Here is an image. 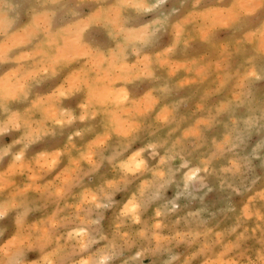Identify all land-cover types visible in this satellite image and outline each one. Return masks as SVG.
Returning <instances> with one entry per match:
<instances>
[{"label": "rangeland", "instance_id": "374dc122", "mask_svg": "<svg viewBox=\"0 0 264 264\" xmlns=\"http://www.w3.org/2000/svg\"><path fill=\"white\" fill-rule=\"evenodd\" d=\"M58 1L0 3V264H258L264 0Z\"/></svg>", "mask_w": 264, "mask_h": 264}, {"label": "bare ground", "instance_id": "6f19581e", "mask_svg": "<svg viewBox=\"0 0 264 264\" xmlns=\"http://www.w3.org/2000/svg\"><path fill=\"white\" fill-rule=\"evenodd\" d=\"M45 1H47V0H45ZM125 1V0H124ZM123 1V2H124ZM2 2V0H0V3ZM46 3V2H45ZM52 3V4H51ZM53 3H55V0H50V4H51V6L53 5ZM58 3H63L61 0L60 1H58ZM254 3H255V1H254ZM256 3H258L257 1H256ZM15 4V3H14ZM8 5V4H7ZM9 5H10V3H9ZM11 6V5H10ZM43 6H45V5H43ZM256 6V5H255ZM17 7V6H16ZM45 7H49V6H45ZM60 7H62V5L60 6ZM11 8V7H10ZM34 8V7H33ZM64 8V7H63ZM14 9V8H13ZM11 10V9H10ZM51 11V10H50ZM43 12H44V10H43ZM46 12V11H45ZM6 13V12H5ZM4 13V14H5ZM46 13H48V11L46 12ZM1 14V16H2V13H0ZM18 14V13H17ZM40 14V13H39ZM39 14H38V17H36V16H34V18H41V17H39ZM44 15H45V13H43ZM49 15V14H48ZM48 15H46L47 17H48ZM11 16V15H10ZM16 16V15H15ZM40 16H42V14H40ZM5 17V16H4ZM46 17V18H47ZM91 17V16H90ZM10 18V17H9ZM8 18V19H9ZM14 18V17H13ZM44 18V17H43ZM2 19V18H1ZM0 19V20H1ZM32 19V18H31ZM11 20V19H10ZM35 20V19H34ZM33 21V20H32ZM37 22H38V20H36ZM88 21V20H87ZM31 22V21H30ZM38 24V23H37ZM25 25H28V24H25ZM4 26H6V27H9L10 26V24H8V22H6V21H4V24H3V27ZM48 26V25H47ZM81 26V25H80ZM27 27V26H26ZM68 27V26H67ZM31 28V27H30ZM32 28H34V27H32ZM53 28V27H52ZM71 29H72V27H71ZM0 30H2L1 29V27H0ZM4 30V29H3ZM36 30V29H35ZM51 30V32H49L47 35H45V36H43L42 38H41V42H40V51L38 50V51H36V52H38L39 53V55L40 54H46V55H44V57L43 58H46V59H48L49 61L50 60H53V59H55L57 56H59L60 55V53L61 52H59V51H62L63 52V50H64V48H65V45L67 44V43H69V42H66L67 40V33L64 31V27L63 28H59V29H49V31ZM48 31V30H47ZM28 33H30L31 31H27ZM26 32V33H27ZM34 32V31H33ZM36 32V31H35ZM12 33V32H11ZM25 33V36L27 37L28 35ZM77 33V32H76ZM75 33V34H76ZM74 34V33H73ZM18 35V34H17ZM31 35V34H30ZM138 35H140V34H138ZM8 36H9V34H8ZM24 36V37H25ZM70 36V35H69ZM136 35H134V37H135ZM19 37H21L22 38V40H18V41H20V42H23V41H25V40H29V39H24V37H22V34H21V36L19 35ZM30 37V36H29ZM72 37H73V35H72ZM9 38V37H8ZM16 38H17V36H16ZM16 38H13L12 39V42H13V45H15V43H14V41L16 40ZM136 38V37H135ZM4 39V38H3ZM6 39V38H5ZM10 39V38H9ZM71 39V38H70ZM7 40V39H6ZM79 40V39H78ZM8 41V40H7ZM10 41V40H9ZM68 41H69V37H68ZM11 42V41H10ZM11 42V43H12ZM64 42H66L65 44H64ZM71 42V41H70ZM2 43V42H1ZM5 43V42H4ZM4 43H2L1 44V46H4ZM10 43V44H11ZM39 43V42H38ZM73 44V43H72ZM9 45V44H8ZM68 45V44H67ZM66 45V46H67ZM0 46V48L2 49V52L6 49V48H8L9 46H7L6 47V45H5V47L4 48H2ZM77 46H75V45H72V48L71 49H74V48H76ZM39 49V48H38ZM13 50V49H12ZM37 50V49H36ZM80 51V49H79V47L77 48V49H74L73 51H75V52H77V51ZM82 50V49H81ZM27 51V50H26ZM29 51V50H28ZM7 52V51H6ZM64 52H66V51H64ZM81 52V51H80ZM79 52V53H80ZM4 53V52H3ZM27 53V52H26ZM1 54V53H0ZM6 54V53H5ZM20 54V53H19ZM28 54V53H27ZM66 54L68 55V53L66 52L65 53V56H66ZM82 54V53H81ZM2 55V54H1ZM17 55H18V53H17ZM16 55V56H17ZM28 55H30V52H29V54ZM34 55V54H33ZM41 55V56H42ZM4 56V55H3ZM15 56V57H16ZM31 56H32V54H31ZM21 57V56H20ZM22 57H24V56H22ZM21 57V58H22ZM26 57V56H25ZM64 57V56H63ZM6 58V57H5ZM17 58H19V56L17 57ZM43 58H41V59H43ZM4 60V59H3ZM46 62H48L47 60H46ZM45 62V63H46ZM18 68V67H17ZM41 68H43V67H41ZM19 69V68H18ZM17 69V70H18ZM37 70H38V67L36 68ZM45 69V68H44ZM11 70V69H10ZM9 70V71H10ZM17 70H15V72H17ZM14 71V70H13ZM29 72H31V70L29 71ZM34 72V71H33ZM36 72V71H35ZM37 73V72H36ZM12 74V73H11ZM27 74H28V72H27ZM26 74V75H27ZM31 74H33V73H31ZM253 74V73H252ZM6 75V74H5ZM8 75H10V73L8 74ZM11 76H14V75H11ZM15 77V76H14ZM23 79H24V77L23 76H21ZM2 78H3V76H2ZM5 78V77H4ZM69 78V77H68ZM17 79V78H16ZM20 79V78H19ZM71 79H72V77H71ZM22 80V79H21ZM22 84H24L23 82H22ZM21 84V82L20 81H17V80H13V81H9V79H5V80H0V96L1 97H5L7 100L8 99H11L12 101H11V103H10V105H6V107L4 108V112H3V114H2V116H3V118L2 119H0V135H2L3 134V132H4V130H5V128H6V124H7V122H9L8 124H10V123H14L16 126H18V125H23L24 124V113H23V110H22V105H23V103H24V99L26 98V97H28L29 95H33L32 93H31V87L29 86V87H26V86H23ZM110 93H112V91H109ZM45 99V98H44ZM3 100V99H2ZM6 101V100H5ZM4 101V102H5ZM53 104V103H52ZM1 105V104H0ZM51 106H53V105H51ZM39 107H41V106H39ZM29 109V108H28ZM39 110V109H38ZM38 110H36V112L38 111ZM52 110H54V109H52ZM51 110V111H52ZM56 110V109H55ZM49 111V110H48ZM50 115H51V112H50ZM126 126V125H125ZM8 128V127H7ZM16 132V131H15ZM14 132V133H15ZM18 132V131H17ZM17 132H16V135H17ZM13 135V134H12ZM27 144V143H26ZM10 152V155L14 158V149H11V150H9ZM3 153H7V151H5L4 149H2V148H0V155L1 154H3ZM20 153H22V152H20ZM3 158H5V156H3ZM2 158V159H3ZM12 161V160H11ZM11 161H9L7 164H8V166H9V168H11V169H13L12 167H15V166H13L12 164L13 163H11ZM20 162H22V161H20ZM17 163H18V161H17ZM10 165H12V167H10ZM28 165V164H27ZM26 165V166H27ZM16 168V167H15ZM137 168V167H136ZM8 170V169H7ZM6 170V171H7ZM9 172H10V170H8ZM14 173H15V169H14V171H13ZM2 173V172H1ZM11 174V173H10ZM13 174V173H12ZM11 174V175H12ZM2 175H4V173L2 174ZM6 177H7V175H5ZM15 176V175H14ZM17 177V176H16ZM16 177H14V178H16ZM1 178V177H0ZM8 178V177H7ZM13 178V179H14ZM9 179V178H8ZM17 179V178H16ZM2 180V179H1ZM0 180V181H1ZM4 181H5V179H3ZM4 181H1V182H4ZM14 183V182H13ZM12 183V184H13ZM11 185V184H10ZM0 188H3V187H1L0 186ZM8 188V187H7ZM25 188V187H24ZM23 188V189H24ZM10 189V188H9ZM18 189V188H17ZM13 190V189H12ZM30 190V189H29ZM18 191V190H17ZM20 191H21V189H20ZM12 192V191H11ZM30 193V192H29ZM4 194V193H3ZM10 194V193H9ZM21 197H22V195H21ZM15 201V200H14ZM6 203V202H5ZM16 203V202H15ZM11 204H13V203H11ZM136 206V202H132L131 204H130V208H132V206ZM7 207H8V204H7ZM7 207H5L6 209H7ZM28 207V206H27ZM29 208V207H28ZM1 209H3V208H1ZM0 209V210H1ZM15 212V211H14ZM12 214H13V212H12ZM18 223V222H17Z\"/></svg>", "mask_w": 264, "mask_h": 264}, {"label": "snow or ice", "instance_id": "6c2138e0", "mask_svg": "<svg viewBox=\"0 0 264 264\" xmlns=\"http://www.w3.org/2000/svg\"><path fill=\"white\" fill-rule=\"evenodd\" d=\"M262 52H264V49H262ZM139 167V165H137ZM131 212L135 213V206L133 205L132 208L130 209ZM3 213H0L2 215Z\"/></svg>", "mask_w": 264, "mask_h": 264}, {"label": "clouds", "instance_id": "9594fccd", "mask_svg": "<svg viewBox=\"0 0 264 264\" xmlns=\"http://www.w3.org/2000/svg\"><path fill=\"white\" fill-rule=\"evenodd\" d=\"M258 264H264V258H262V259L258 262Z\"/></svg>", "mask_w": 264, "mask_h": 264}]
</instances>
